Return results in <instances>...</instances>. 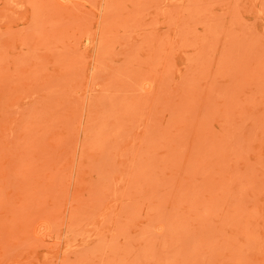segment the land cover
I'll return each mask as SVG.
<instances>
[{"label":"rangeland","instance_id":"1","mask_svg":"<svg viewBox=\"0 0 264 264\" xmlns=\"http://www.w3.org/2000/svg\"><path fill=\"white\" fill-rule=\"evenodd\" d=\"M0 264H264V0H0Z\"/></svg>","mask_w":264,"mask_h":264}]
</instances>
